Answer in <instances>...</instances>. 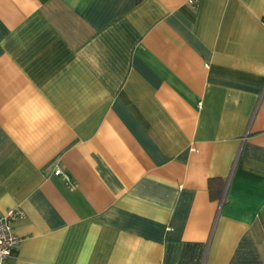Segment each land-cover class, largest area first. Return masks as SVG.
I'll list each match as a JSON object with an SVG mask.
<instances>
[{
  "label": "crops",
  "instance_id": "crops-1",
  "mask_svg": "<svg viewBox=\"0 0 264 264\" xmlns=\"http://www.w3.org/2000/svg\"><path fill=\"white\" fill-rule=\"evenodd\" d=\"M15 206L6 264H264V0H0Z\"/></svg>",
  "mask_w": 264,
  "mask_h": 264
},
{
  "label": "built area",
  "instance_id": "built-area-1",
  "mask_svg": "<svg viewBox=\"0 0 264 264\" xmlns=\"http://www.w3.org/2000/svg\"><path fill=\"white\" fill-rule=\"evenodd\" d=\"M186 2L190 6L196 7L199 0H186ZM54 172L68 179V174L60 166L55 167ZM24 216L25 212L19 206L10 207L3 214H0V264L7 263V258L20 240L14 224Z\"/></svg>",
  "mask_w": 264,
  "mask_h": 264
},
{
  "label": "trees",
  "instance_id": "trees-1",
  "mask_svg": "<svg viewBox=\"0 0 264 264\" xmlns=\"http://www.w3.org/2000/svg\"><path fill=\"white\" fill-rule=\"evenodd\" d=\"M224 180L220 177H211L208 180L209 194L212 198H220L223 192Z\"/></svg>",
  "mask_w": 264,
  "mask_h": 264
}]
</instances>
